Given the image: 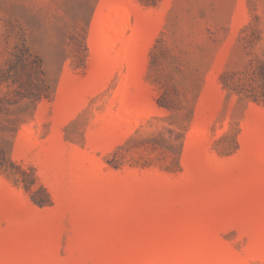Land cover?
Listing matches in <instances>:
<instances>
[{"label":"rangeland","instance_id":"374dc122","mask_svg":"<svg viewBox=\"0 0 264 264\" xmlns=\"http://www.w3.org/2000/svg\"><path fill=\"white\" fill-rule=\"evenodd\" d=\"M0 264H264V0H0Z\"/></svg>","mask_w":264,"mask_h":264},{"label":"trees","instance_id":"16d2710c","mask_svg":"<svg viewBox=\"0 0 264 264\" xmlns=\"http://www.w3.org/2000/svg\"><path fill=\"white\" fill-rule=\"evenodd\" d=\"M19 52L20 53L17 54V62L11 67L10 71L17 70L19 65L21 66V70L27 71L28 80L22 82L16 71L15 74L12 73L8 78L12 79L14 84H19L21 89L25 90V93H21L23 98L32 99L33 101H40L43 98H49L52 94V88L47 84L44 77L41 60L37 56H33L27 47H22L19 49ZM33 184L34 183L32 182L28 184L26 183L25 189L30 191ZM42 189L44 190L46 197L49 198L46 189ZM34 201L40 206H44L48 203V201H37L36 199H34Z\"/></svg>","mask_w":264,"mask_h":264}]
</instances>
